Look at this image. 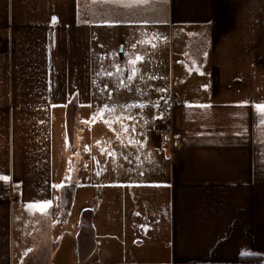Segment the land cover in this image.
I'll return each mask as SVG.
<instances>
[{"label": "crops", "instance_id": "crops-1", "mask_svg": "<svg viewBox=\"0 0 264 264\" xmlns=\"http://www.w3.org/2000/svg\"><path fill=\"white\" fill-rule=\"evenodd\" d=\"M95 53L103 64L119 58L115 75L103 71L105 122L122 105L136 109L115 125L119 142L103 146L117 158L103 168V261L75 241L83 230L72 222V203L59 202L54 162L58 116L92 104ZM137 57L168 60L176 148L167 149L164 128L153 124L169 97L150 95L148 72L133 74L140 66L132 72L126 62ZM110 76L120 90L109 88ZM114 90L129 97L118 104ZM257 105L264 106V0H0V177H8L0 188L11 192L0 197V264L264 262ZM40 252L46 257L33 259Z\"/></svg>", "mask_w": 264, "mask_h": 264}, {"label": "rangeland", "instance_id": "rangeland-1", "mask_svg": "<svg viewBox=\"0 0 264 264\" xmlns=\"http://www.w3.org/2000/svg\"><path fill=\"white\" fill-rule=\"evenodd\" d=\"M193 32L194 33L192 34L196 35L195 30H193ZM136 59L137 58L132 59L131 61H136ZM118 60L119 58L113 56L111 60L107 59L106 64H103V54H94L92 69V104L85 108L77 109L75 112H71L67 117L65 115L64 118L61 115L60 117L58 116L54 131V162L57 175L56 185L58 187L57 197H59V202L65 203L67 209L69 206L68 203H72V222L75 227L80 226L81 230H83V232L80 230L77 231L75 241L76 243H80L82 250L88 248V246L95 247L91 258L93 261H103V168L108 165H110V168L117 166L116 156H106L103 146L106 145V140H109L110 147L114 146L115 140L117 143L119 142L118 137L115 136V125L124 119L126 121L122 122L127 124L131 120L132 113L134 114L136 112V109L133 110L126 105H122L123 107H126L117 108V110H113L112 112L113 114L119 112L121 115L113 118L108 116L110 117L109 120L111 122H108V124L105 122L106 111L103 109V71L107 72L111 70V74L115 75L116 68L114 67H116ZM131 61H127L126 63H131ZM167 62L168 60L162 58L158 59L157 57L156 61L131 63L132 72L133 66H136V68L137 65L140 66L137 71H134V74H136V72L140 75H147V72L149 73L148 76L151 78L146 84L149 87L150 85H153V87H150L149 89L155 90L153 94L150 93L151 96L154 95L156 97V95L158 96L161 94V96L164 95L169 97L170 88L168 86V77L166 75L167 67H165ZM143 63H149L152 67L155 66V68L151 67L147 70L143 67ZM187 64L192 65L190 61L189 63H186V65ZM106 66L107 68L104 70V67ZM190 72L194 73L192 70ZM111 77L113 76H110L107 79L105 78V80L113 82L115 85L116 79L115 77ZM185 79H187V77ZM113 87L116 89V85L109 88L112 89ZM116 90H120V88L118 87ZM113 92H115V90ZM110 95L113 96L112 100L118 104L129 97L127 94L116 92L111 93ZM170 98L171 97L159 101L161 110H163L166 106V101ZM161 114L158 113V115H156L159 118L157 119V128L159 130L165 123H160L162 121ZM140 119L143 122L148 123L151 122L152 116L141 115ZM112 150H114V148H112ZM113 195H115V193ZM83 206L91 210L81 213ZM45 215L48 214L45 213ZM91 216L92 218L90 219ZM39 221H41V219ZM34 223L35 222L32 223V220L30 221V224ZM46 223L45 229H48ZM63 230L64 229H61V231ZM85 232H89V234H85ZM136 238L137 237L126 236L124 239L132 242L133 239ZM140 238H143L145 241L149 239L148 236H141ZM33 246L36 245L32 244V247ZM41 250L44 251L45 249L40 248L39 251ZM44 252L37 253L33 259L43 260L46 257ZM30 256L32 258V254L29 255V257Z\"/></svg>", "mask_w": 264, "mask_h": 264}, {"label": "built area", "instance_id": "built-area-1", "mask_svg": "<svg viewBox=\"0 0 264 264\" xmlns=\"http://www.w3.org/2000/svg\"><path fill=\"white\" fill-rule=\"evenodd\" d=\"M161 116H162L161 120L165 122L163 128L165 131L164 139L167 149H173L178 147L179 138L174 131L173 122H172V110L170 107V103H166V106L162 110ZM153 124L157 125L158 122L155 121ZM9 195H11V192L3 188H0V197L9 196ZM233 264H264V262L256 259H247V260H239Z\"/></svg>", "mask_w": 264, "mask_h": 264}, {"label": "snow or ice", "instance_id": "snow-or-ice-1", "mask_svg": "<svg viewBox=\"0 0 264 264\" xmlns=\"http://www.w3.org/2000/svg\"><path fill=\"white\" fill-rule=\"evenodd\" d=\"M158 2H164V0H158ZM93 3H127V4H142V3H148V0H93ZM52 23H56V18H52ZM137 59H141L140 57H137ZM131 63H135V60L131 61ZM134 74V73H133ZM131 78V77H129ZM258 110L264 112V106L257 105L256 106ZM0 179L7 180L8 177H0ZM50 204V202H47ZM31 207V206H30Z\"/></svg>", "mask_w": 264, "mask_h": 264}]
</instances>
